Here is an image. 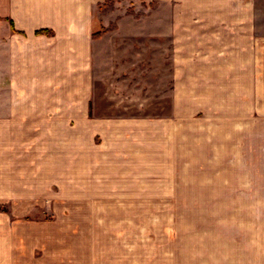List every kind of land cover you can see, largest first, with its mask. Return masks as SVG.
Instances as JSON below:
<instances>
[{
  "label": "crops",
  "instance_id": "1",
  "mask_svg": "<svg viewBox=\"0 0 264 264\" xmlns=\"http://www.w3.org/2000/svg\"><path fill=\"white\" fill-rule=\"evenodd\" d=\"M106 1L0 0V264H221V237L184 249L147 239L162 223H147V209L156 213L145 201L221 198V183L233 182L235 198L252 207L264 175H162L151 160L169 143L175 163H207L225 144L235 167L257 165L264 0H131L149 13L115 15L101 34ZM107 37L154 40L155 61L169 73V111L158 121L94 114L97 58L114 68L125 52L146 54L144 46L99 48ZM44 167L52 170L38 173ZM40 198L51 200V220L33 217ZM236 244L234 264L258 263L246 239Z\"/></svg>",
  "mask_w": 264,
  "mask_h": 264
},
{
  "label": "rangeland",
  "instance_id": "2",
  "mask_svg": "<svg viewBox=\"0 0 264 264\" xmlns=\"http://www.w3.org/2000/svg\"><path fill=\"white\" fill-rule=\"evenodd\" d=\"M143 8L146 10L144 14H148L149 9H151L148 6L139 7L134 5L131 0H127L122 4L119 1H106L102 7H99L98 11L102 14L100 16L103 17L104 22L109 20L107 28H104L101 34L114 27L116 23L115 15L124 13V15L128 14L133 18H138L139 15L143 14ZM142 46L145 47L146 54L140 56V60L134 59L133 52H125L118 62H114V68L111 62L106 63L104 54L102 58H97V65H95L97 80L95 79L94 82L93 100L95 115L99 117L109 115L129 117V120L140 117L146 123H153L159 120L157 119L159 116L168 113L170 100L165 95L169 89L166 86L169 73L164 67L160 69L161 66L155 61L156 55L153 53L154 40L110 39L107 37L99 43L101 49L116 47L119 51L122 48L130 49ZM116 70L118 72H115ZM259 130V143H262V145L259 146L258 160L255 166L235 167L233 151L232 149H225V144H221L220 158L217 160L208 159L206 163L204 160L195 157L193 160H182L175 163V159L168 155L170 144L164 143L165 148L162 150V159L155 158L151 161L155 162V167L159 171L156 173L162 175H219L221 178L229 177L231 181H233L232 178L235 175L240 174L263 176L264 125H261ZM93 137L96 144L99 145L102 142L101 136L94 135ZM66 138H70V136H66ZM147 140H149V137H147ZM146 146L151 145L147 143ZM147 153L152 154L153 152L147 150ZM69 161H72V159L67 160V163ZM148 162H150L149 158H147V164ZM188 163H195L196 165L187 166ZM146 168L147 173H153L155 169L148 166ZM49 170H52V168L44 167L38 173L46 175ZM70 170L71 168H67V171ZM123 171V173H134L136 169L135 167H125ZM223 185L226 186V189L221 190V198L146 200L145 207L153 208L156 213L154 215L152 209H147L151 212L146 215L147 223H162V231H146V238L177 240L178 248L184 249L191 240H203L212 237L210 235L221 237V260H225L221 264H234L232 260L237 255V247H239L236 242H239L240 239H246L247 243L250 244L247 247V254L249 255V251H251L252 256L256 254L258 258L257 264H264V198L260 197L264 190L260 189L259 184V198L253 201L254 204L251 207L248 200L235 198L233 182L221 183V186ZM52 188L56 190L54 185ZM34 201L33 217L35 219L51 220V215H48L51 200L40 198ZM250 210H252V213H250ZM158 212L160 213L158 214ZM245 245L247 244L243 242V253H245ZM202 250H204L203 247Z\"/></svg>",
  "mask_w": 264,
  "mask_h": 264
},
{
  "label": "trees",
  "instance_id": "3",
  "mask_svg": "<svg viewBox=\"0 0 264 264\" xmlns=\"http://www.w3.org/2000/svg\"><path fill=\"white\" fill-rule=\"evenodd\" d=\"M48 31L46 30H40V31H36V34H41V33H47ZM96 36H99V34H96Z\"/></svg>",
  "mask_w": 264,
  "mask_h": 264
}]
</instances>
